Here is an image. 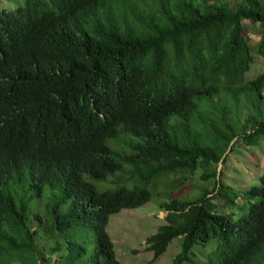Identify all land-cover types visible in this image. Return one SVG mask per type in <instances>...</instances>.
<instances>
[{
  "label": "trees",
  "instance_id": "trees-1",
  "mask_svg": "<svg viewBox=\"0 0 264 264\" xmlns=\"http://www.w3.org/2000/svg\"><path fill=\"white\" fill-rule=\"evenodd\" d=\"M243 20L258 25L255 47ZM253 52L263 65L249 75ZM261 142L264 0L0 8V264H72L77 223L93 234L88 264H122L108 216L151 192L170 195L145 238L152 258L179 236L172 264L210 238L207 264H264V171L238 195L215 169L233 144ZM197 171L195 196L171 195Z\"/></svg>",
  "mask_w": 264,
  "mask_h": 264
},
{
  "label": "rangeland",
  "instance_id": "rangeland-1",
  "mask_svg": "<svg viewBox=\"0 0 264 264\" xmlns=\"http://www.w3.org/2000/svg\"><path fill=\"white\" fill-rule=\"evenodd\" d=\"M22 2L23 0H0V8L10 9ZM242 27V33L249 35V43L255 47L259 34L258 25L248 20H243ZM253 58V70L249 72V75L261 70L263 65L262 58L258 54L253 52ZM245 110L244 108L242 109L241 116L245 114ZM243 145L236 147L233 144L223 162L215 163V169L220 168L221 171L219 176L220 181L229 186V193L238 195H241L242 190L247 186L258 183V175L264 171V142H261L256 147ZM23 174L24 185L26 183V169L23 170ZM192 178V181L185 182L171 195L188 199L195 196L198 190H196L193 184L198 181L199 172H194ZM213 182H216V180L213 181L212 178H206L204 185L210 189L214 185ZM151 190L152 188H150V192ZM152 193L149 199L142 204L135 207L122 208L108 216L106 230L112 241L115 257L122 264H172L173 256L180 250L179 236L171 238L165 249L156 258H152L151 250L145 249L146 236L153 233L159 223L164 222L163 215L165 212L157 204L160 200L167 199L170 196L164 192L162 197L158 193ZM215 197L209 198L210 201L216 202ZM38 200L33 199L30 204L34 205ZM157 200L159 201L157 202ZM228 208L229 204L222 201L216 203L215 206V209L219 212H227ZM71 231L77 235L78 240L82 241L85 246L72 264H88L93 246V234L89 226L77 223ZM57 244L58 247L64 248L62 243ZM214 245V238H210L204 243H193L189 251L187 250L186 252L189 259L183 260L181 264H207V258L213 256L211 251Z\"/></svg>",
  "mask_w": 264,
  "mask_h": 264
}]
</instances>
